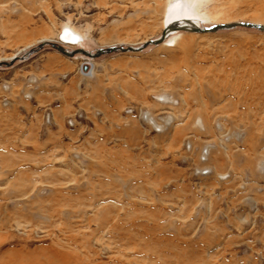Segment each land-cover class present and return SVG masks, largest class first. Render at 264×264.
I'll return each instance as SVG.
<instances>
[{
  "label": "rangeland",
  "instance_id": "1",
  "mask_svg": "<svg viewBox=\"0 0 264 264\" xmlns=\"http://www.w3.org/2000/svg\"><path fill=\"white\" fill-rule=\"evenodd\" d=\"M185 1L0 0V62L137 46ZM177 33L0 66V264H264V32Z\"/></svg>",
  "mask_w": 264,
  "mask_h": 264
},
{
  "label": "water",
  "instance_id": "2",
  "mask_svg": "<svg viewBox=\"0 0 264 264\" xmlns=\"http://www.w3.org/2000/svg\"><path fill=\"white\" fill-rule=\"evenodd\" d=\"M235 27L255 28L257 30L264 32V24L250 22V21H232V22H228V23H217V24H211L209 26H202V27L195 25L193 22H190V24L187 26L181 25V24L180 25L179 24L178 25L171 24V25L165 26L162 29L160 36H158L157 38H151V39L146 40L137 46L128 45L126 47H123L122 45H119V46L111 45V46H107V47H98L94 50V52L85 50L83 48H78V49H73L71 51H67L61 44H58L57 42L44 41V42H41L36 48H31L26 53V55L14 57L12 59H9V61H3V62L1 61L0 66H2V65L8 66V65L12 64L16 59H24L25 57H27V55L36 51L38 48L42 47L44 44H49L50 46H52L53 48L58 50L61 54H63L64 56H67V57L73 56L74 54L78 53V54H82L84 56H87L89 58H95V57H98L102 54L116 52V51H122V52H125V51H133V52L141 51L142 49L146 48L148 45L161 44L164 41V39L167 37V35L173 31L181 30V31L196 32V33H213V32H216L218 30L232 29Z\"/></svg>",
  "mask_w": 264,
  "mask_h": 264
},
{
  "label": "bare ground",
  "instance_id": "3",
  "mask_svg": "<svg viewBox=\"0 0 264 264\" xmlns=\"http://www.w3.org/2000/svg\"><path fill=\"white\" fill-rule=\"evenodd\" d=\"M171 10L172 11L170 12L169 17L165 20L162 29L165 26H168V25H171V24H176V25H178V24L180 25L181 24V25L187 26V25L190 24V22H193L195 25H197L199 27L204 26V24H199V23L203 22V20L205 18V15L203 13H201L200 11H198V10H194V2H193V0H186L185 2H182V3H179V4H174V5L171 6ZM257 20L259 22L257 21L255 23L262 24V19H258L257 18ZM213 24H217V22H215ZM179 31H181V30H179ZM179 31H173V32L169 33L161 44L166 45V46L173 45V43L177 39V36L181 35L180 33H177ZM184 32H188V31H184ZM190 33H196V32H190ZM202 34H206V33H202ZM57 39H59V41H63V42H67L68 41V43H70V44H74L75 43L76 44L75 47L78 46L79 44H81V37L79 36V34L74 32L68 26H64V27L61 28V30L57 34ZM43 40H46V38L43 39ZM48 42H51V41H48ZM56 42H57V40H56ZM57 43L59 44L60 42H57ZM63 47L67 51H71V50L74 49V48H72L73 46L71 47L72 49H68L67 48L68 46H65V45ZM75 49H78V48H75ZM76 54H78V53H76ZM14 57H19V56H17V54H13V55H11L8 58V60L12 59ZM70 57H72V56H70ZM84 57H87V56H84ZM89 59H94V58H89ZM20 60H22V59H20Z\"/></svg>",
  "mask_w": 264,
  "mask_h": 264
},
{
  "label": "crops",
  "instance_id": "4",
  "mask_svg": "<svg viewBox=\"0 0 264 264\" xmlns=\"http://www.w3.org/2000/svg\"><path fill=\"white\" fill-rule=\"evenodd\" d=\"M44 41H45V40H44ZM49 41H50V40H49ZM81 45H83V44L81 43L80 46H81ZM78 48H81V47H78ZM55 54H56V53H55ZM58 55H60V54H58ZM60 56H61V55H60Z\"/></svg>",
  "mask_w": 264,
  "mask_h": 264
},
{
  "label": "built area",
  "instance_id": "5",
  "mask_svg": "<svg viewBox=\"0 0 264 264\" xmlns=\"http://www.w3.org/2000/svg\"><path fill=\"white\" fill-rule=\"evenodd\" d=\"M70 123V122H69ZM205 173H207V172H205Z\"/></svg>",
  "mask_w": 264,
  "mask_h": 264
}]
</instances>
